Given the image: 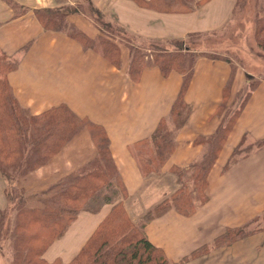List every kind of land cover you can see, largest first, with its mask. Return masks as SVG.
<instances>
[{
  "label": "crops",
  "instance_id": "0c3cea01",
  "mask_svg": "<svg viewBox=\"0 0 264 264\" xmlns=\"http://www.w3.org/2000/svg\"><path fill=\"white\" fill-rule=\"evenodd\" d=\"M161 1L115 0L113 16L133 34L153 41L173 40L193 32L219 30L236 2L195 0L200 2L195 11L175 13L161 8L166 6ZM92 2L105 12L111 0ZM76 4L79 0H0V57L18 60L16 68L6 75L13 97L33 115L64 104L78 117L101 126L124 189L118 199L103 203L98 211H80L65 232L44 250L42 258L48 263L58 260L68 264L113 206L137 195L144 176L135 158L136 143L148 137L161 119L169 129L172 127L171 107L183 84L181 74L173 71L163 76L154 65L144 67L138 79L133 80L128 73L127 45H118L116 66L102 56L101 48L81 45L69 32L45 30L38 20L39 9L76 8ZM65 20L96 40L97 28L87 14L76 9ZM245 73L239 63L200 56L181 97L190 111L174 133V150L162 166L161 176H169L171 168L187 171L205 148L199 138L210 137L230 118L233 124L209 171L205 204L192 215L169 210L144 225L147 240L161 249L172 264L213 241L227 228L246 224L253 231L241 240V248L229 250L231 253L220 248L185 264H239L235 261L239 257L243 264H264V221L255 230L256 218L264 213V79L254 84ZM244 147L249 149L241 151ZM95 149L84 129L29 177L33 175L38 180L43 174L38 171L57 166L64 156L70 157L71 151L76 155L72 164L85 159V153L95 159ZM60 156L61 160L56 161ZM235 156L236 160L231 161ZM227 164L231 166L225 169ZM6 186L0 173V217L8 207ZM160 191L155 196H160ZM158 203V199L152 202L146 211ZM245 246L247 250H241Z\"/></svg>",
  "mask_w": 264,
  "mask_h": 264
},
{
  "label": "trees",
  "instance_id": "16d2710c",
  "mask_svg": "<svg viewBox=\"0 0 264 264\" xmlns=\"http://www.w3.org/2000/svg\"><path fill=\"white\" fill-rule=\"evenodd\" d=\"M171 1L176 2V0ZM63 10L56 17L51 13L37 15V17L41 25L56 27L58 24L74 29L65 20L72 8L65 6ZM259 16L256 18L255 28L257 32H264V15ZM69 35L77 39L81 45L97 47L94 40L79 31L71 32V34L69 32ZM184 39L180 40V46L173 43L176 40H164L178 49L174 55L173 50L160 49L159 46L151 45L148 56L140 47L124 43L129 48L128 73L133 80H137L141 70L149 65L156 66L163 76L173 71L183 76L180 95L173 103L169 115L172 127L169 129L165 119H161L148 137L136 143L138 147L135 158L143 176L149 173L162 175L161 168L174 150V133L185 123L190 111L189 106L182 101L181 97L193 74L197 58L204 56L221 59L216 54L204 55L199 52L193 55L189 46H184ZM180 52L192 55H188V58L178 57L181 55ZM101 53L106 60L119 66L117 45L102 41ZM9 59L4 56L0 57V173L7 181L8 202L10 201L8 188L17 174L33 171L46 165L84 129L89 132L97 150L95 159L65 180L63 187L60 185V189L58 187L51 195L43 198L45 202L40 209L26 208L25 205L23 206L26 204L24 199L18 197L19 200L15 206L18 217L16 226L22 231L21 243L28 246L27 254L31 255L28 260L30 264H39L35 256L47 240L59 238L80 211L96 212L103 203H112L114 199H118V194L124 192V189L109 153V139L105 130L85 118L78 117L64 104L52 107L39 115L31 114L13 97L6 75L16 68L18 60L13 59L9 63ZM232 124L233 120L230 118L225 121V127L221 124L210 137L199 138V142L205 148L198 159L189 165L187 171L180 168L170 169L169 173L175 175L177 183V188L170 196L171 200H164L155 205L152 210L145 212L143 223L140 225L127 223L117 209L120 203H116L79 253L68 264H171L162 250L147 240L143 230L144 225L169 210L178 211L182 215H192L205 204L209 171L214 165ZM242 149L241 151H246L249 148ZM232 160L234 162L236 156ZM230 166L231 164H227L225 169ZM53 188L49 192H52ZM102 188L108 191L102 193ZM5 210L1 213L0 222ZM31 224H41L42 231L37 233V231L28 229L27 226ZM225 231L213 240L214 244H221L226 238L233 239L245 232L244 229L238 231L234 228H227ZM251 231L253 230L249 229V234ZM205 246L182 258L180 263H184V259L189 256L195 258L202 256L206 250ZM55 262L59 261L50 264Z\"/></svg>",
  "mask_w": 264,
  "mask_h": 264
},
{
  "label": "rangeland",
  "instance_id": "374dc122",
  "mask_svg": "<svg viewBox=\"0 0 264 264\" xmlns=\"http://www.w3.org/2000/svg\"><path fill=\"white\" fill-rule=\"evenodd\" d=\"M161 2L166 4L164 7L161 5V8L168 9L169 12L175 13L195 11L200 6V2H196L195 0H176V2L171 0H162ZM112 3L115 4V0L114 2L111 0L109 5H105L108 10H105V12L98 9L99 7L94 5L92 0H79V4L75 5L76 8L73 6L67 7L72 8V11L78 9L83 14H87L89 17L93 18L98 32L95 40L97 47L101 48L102 41L117 45V47L119 44H124L126 42L140 47L141 50H143V53L148 56L151 45L159 46L160 49L167 48L169 50H173V55L178 51V49L172 47L168 42H165L168 40L153 41L129 32L128 29H125L124 26L114 18L113 10H115V7ZM139 4L142 5V3ZM63 9H65V7H47L39 9L37 15L51 13L56 17L64 11ZM41 11L43 12L40 13ZM261 14L264 15V0H236L231 16L219 30L214 32H193L187 34L184 37L185 39H173L176 40L173 41V43L180 46V40L184 39V46H189L193 55L199 52H202L204 55L216 54V56H220L219 58L221 59H228L233 65L239 63L244 69V72H246L245 76L249 74V76L246 77L247 80L255 84L258 79H264V32H257L255 28L257 24L255 22L256 18L260 17L259 15ZM67 23L70 24L69 22ZM42 27L45 30L48 29L55 32H70V34L71 32L77 31L75 28L74 30L67 28L66 26L62 27L58 24L56 27L51 25L46 26L43 24ZM79 32L82 31L79 30ZM120 38L124 40V42ZM142 47H145L146 49ZM180 54L181 55H178V57L182 56L188 58V55H192L181 52ZM13 59L15 58L10 56L8 62L11 63ZM81 146H84V144H81ZM69 156L70 157L64 156L62 160L63 162L58 163L57 166L50 165L48 169L38 171L37 173H43L38 176V180L33 178V175L29 177V175L37 169L19 173L13 180H11V186L8 188L10 201L8 202V207L5 210L0 222V264H30L28 260L31 255L28 256L27 254L29 250L28 246L23 244V242L21 243L20 234H22V231L16 226L18 217L15 206L19 200L18 197H22L24 199L26 204H23V206L25 205L26 208L28 207L29 209L35 210L40 209L43 206V202H45V200L43 201L45 196L51 195L60 185L63 187V182L65 180L77 173L86 162L93 159L92 155L85 153V159L80 161L78 160L75 164H72V160L76 156L75 152L71 151ZM59 160H61V156L56 159V161ZM69 162H71V164ZM143 180V186L139 190L140 193H138V191L137 195H135L132 199L129 198V200L123 198V201L121 200L119 206H117V209L122 213L127 223L131 222L138 225L142 224L143 216L145 215V212H147L146 208L157 199L159 200L158 204L167 199L171 200L172 198L170 196L177 188L174 174L163 177L161 175L157 176L156 174L149 173L144 176ZM51 188H53L52 192H49ZM58 189H60V187ZM159 190H161L160 196H155L156 192ZM104 191L105 189L102 188V193ZM43 193L47 194L42 195ZM263 221L264 213L256 218L255 229H258L262 225ZM27 228L32 231H37V233L42 231L41 224H31L28 225ZM240 229L245 230L242 235L240 234L233 239L226 238V240L222 241L221 244H214V241H210L205 246L206 250L203 255L216 252V250H219L220 248H227L228 252H230L229 250L241 248V240L249 237V228L247 224L234 228V230L238 231ZM224 232L226 231L224 230ZM53 240H47V243H45L37 252L35 258L39 264H50L45 262L41 257L43 250L50 245L49 242H52ZM241 250H247V246L243 247ZM240 253L246 257V253L243 251H240ZM193 259H195V257L189 256L184 259V263H180L179 261L177 264H185ZM242 259V257H239L235 261L239 264H243L241 263L243 262ZM53 264H61V262L59 261Z\"/></svg>",
  "mask_w": 264,
  "mask_h": 264
}]
</instances>
